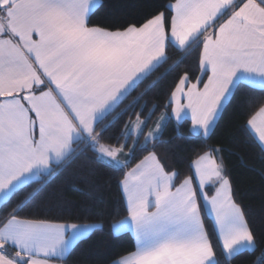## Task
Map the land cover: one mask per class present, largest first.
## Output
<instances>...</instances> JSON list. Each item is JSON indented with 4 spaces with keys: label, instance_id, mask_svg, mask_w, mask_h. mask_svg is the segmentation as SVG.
<instances>
[{
    "label": "snow or ice",
    "instance_id": "obj_1",
    "mask_svg": "<svg viewBox=\"0 0 264 264\" xmlns=\"http://www.w3.org/2000/svg\"><path fill=\"white\" fill-rule=\"evenodd\" d=\"M238 93L264 160V0H0V264L92 245L88 264H264V221L211 143ZM179 138L190 152L161 150ZM85 155L107 198L53 203Z\"/></svg>",
    "mask_w": 264,
    "mask_h": 264
},
{
    "label": "trees",
    "instance_id": "obj_2",
    "mask_svg": "<svg viewBox=\"0 0 264 264\" xmlns=\"http://www.w3.org/2000/svg\"><path fill=\"white\" fill-rule=\"evenodd\" d=\"M175 57L176 54L173 53ZM168 65L161 68L156 74L160 76L164 73ZM171 79V75L166 77L163 83ZM163 83L157 87H162ZM248 93H238L234 98L228 111L223 115L220 125L216 130V136L211 143H216L218 147L223 146L225 152L223 155L230 161L233 166V175L239 185L240 194L244 202L248 205L249 210L253 214L257 222L264 221V160L261 159L259 149L252 143H246V137L238 131V122L241 118L238 111L241 106L251 103ZM185 134L187 128L184 129ZM168 139L167 136L164 137ZM191 143L179 138L173 143H165L161 146V150H169L177 156H183L190 152ZM98 166L93 164L87 156H80L62 175L56 177L47 189L50 199L53 203L60 201H68L73 207L82 208L85 201L88 200L86 193L91 192L93 196H103L107 198L104 190L106 177L101 173L91 175L92 171ZM130 241L127 237L121 240L120 246L128 247ZM107 249L101 245L84 246L76 254L77 260L82 264H88L90 261L98 259L102 251ZM243 257L233 260L231 264H241Z\"/></svg>",
    "mask_w": 264,
    "mask_h": 264
},
{
    "label": "crops",
    "instance_id": "obj_3",
    "mask_svg": "<svg viewBox=\"0 0 264 264\" xmlns=\"http://www.w3.org/2000/svg\"><path fill=\"white\" fill-rule=\"evenodd\" d=\"M104 51L105 50H101V49H98V54L101 56V57H104Z\"/></svg>",
    "mask_w": 264,
    "mask_h": 264
},
{
    "label": "rangeland",
    "instance_id": "obj_4",
    "mask_svg": "<svg viewBox=\"0 0 264 264\" xmlns=\"http://www.w3.org/2000/svg\"><path fill=\"white\" fill-rule=\"evenodd\" d=\"M100 49L101 50H105L103 47H101ZM104 55H105L104 57L107 58V52H106V50L104 51Z\"/></svg>",
    "mask_w": 264,
    "mask_h": 264
}]
</instances>
